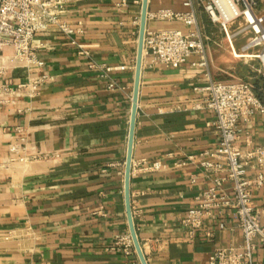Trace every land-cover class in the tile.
<instances>
[{"label":"crops","instance_id":"obj_1","mask_svg":"<svg viewBox=\"0 0 264 264\" xmlns=\"http://www.w3.org/2000/svg\"><path fill=\"white\" fill-rule=\"evenodd\" d=\"M121 1L80 2L62 15L81 29L76 39L93 62L120 71L102 79L51 29L36 36L44 67L32 72L48 82L35 97L24 91L0 103V264H141L137 254L113 251L116 239L130 234L125 177L143 7V0H126L117 9ZM161 10L183 8L179 0H148L146 30L189 31L149 19ZM199 63V56L178 69L142 63L130 195L147 264H210L217 249L243 244L230 210L205 220L194 236L183 225L210 186L198 157L219 143L212 112L195 110L203 98L195 89L208 83ZM27 78L26 71H12L8 82L16 87ZM238 147L246 154L264 148V116L242 127ZM191 156L198 160L189 162ZM155 163L163 169L149 170ZM257 168L251 160L250 178ZM253 202L264 223V186L253 191ZM254 261L264 264V245Z\"/></svg>","mask_w":264,"mask_h":264},{"label":"built area","instance_id":"obj_2","mask_svg":"<svg viewBox=\"0 0 264 264\" xmlns=\"http://www.w3.org/2000/svg\"><path fill=\"white\" fill-rule=\"evenodd\" d=\"M89 0H0V103L20 92L28 91L31 97L39 94L48 82L46 75H34L44 63L39 60L38 46L34 44L37 34L56 29L76 48L80 57L89 61V70L100 72L108 79L113 71L92 61L91 52L77 41L80 28H72L62 21L64 10ZM182 12L161 10L148 17L156 22L178 23L189 29L184 33L177 30L153 32L146 30L143 44V60L151 67L178 69L192 57L199 56V66L207 69V85L195 89L202 102L195 110H208L214 115L211 124L219 143L211 152L199 155L203 173L209 178L210 186L196 199V205L188 211L183 225L189 235L194 236L204 227L208 218L215 219L217 213L230 210L238 220L243 234L242 246L235 249H217L210 264H255L254 256L258 244L264 245V223L261 213L255 208L253 191L264 186V148L253 153H243L238 147L242 127L250 124L257 116H264V101L249 82H216L212 79L205 43L208 38L201 27L199 15H203L214 26H218L235 59L257 60L256 72L264 81V0H179ZM123 0L115 5L126 8ZM246 44L237 48L238 40ZM26 71L28 78L12 86L8 76L12 71ZM109 89H115L114 83ZM19 146H12L10 153L18 154ZM191 156L189 162L198 160ZM210 158V160H204ZM258 162L257 172L250 178V161ZM163 169L160 163L149 170ZM230 186L228 189L227 187ZM220 229L224 225L220 224ZM113 251L127 258L136 254L131 235L118 237Z\"/></svg>","mask_w":264,"mask_h":264},{"label":"rangeland","instance_id":"obj_3","mask_svg":"<svg viewBox=\"0 0 264 264\" xmlns=\"http://www.w3.org/2000/svg\"><path fill=\"white\" fill-rule=\"evenodd\" d=\"M208 41L205 43L209 67L216 82H249L255 85L261 80L256 72L257 60L235 59L231 49L218 26L212 25L207 19L200 22ZM246 44L245 39H239L237 48Z\"/></svg>","mask_w":264,"mask_h":264},{"label":"water","instance_id":"obj_4","mask_svg":"<svg viewBox=\"0 0 264 264\" xmlns=\"http://www.w3.org/2000/svg\"><path fill=\"white\" fill-rule=\"evenodd\" d=\"M147 15H148V0H143L136 78H135V87H134V96H133V109H132V117H131V124H130L128 156H127V162H126V177H125V204H126L127 218H128V224H129V231H130V235H131V238L134 244L136 254L139 257L141 264H147V262L143 255L141 246L139 244L137 233H136L134 222H133L132 209H131L130 180H131L133 141H134L136 115H137V103H138V96H139L141 69H142V63H143V44H144V38H145L146 26H147Z\"/></svg>","mask_w":264,"mask_h":264},{"label":"trees","instance_id":"obj_5","mask_svg":"<svg viewBox=\"0 0 264 264\" xmlns=\"http://www.w3.org/2000/svg\"><path fill=\"white\" fill-rule=\"evenodd\" d=\"M254 87L257 96L264 101V81L261 79L254 85Z\"/></svg>","mask_w":264,"mask_h":264}]
</instances>
